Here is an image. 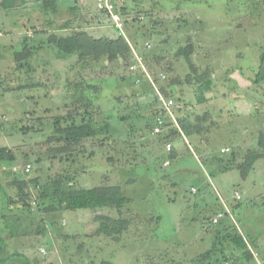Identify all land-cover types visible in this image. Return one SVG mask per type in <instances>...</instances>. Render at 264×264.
I'll list each match as a JSON object with an SVG mask.
<instances>
[{
    "label": "rangeland",
    "instance_id": "rangeland-1",
    "mask_svg": "<svg viewBox=\"0 0 264 264\" xmlns=\"http://www.w3.org/2000/svg\"><path fill=\"white\" fill-rule=\"evenodd\" d=\"M45 3L43 0H23L15 9L0 7L4 18L11 12L14 14V20L0 18L3 38L6 31L17 32L12 36L11 45L0 47V147L12 149L18 164H31L29 174L20 176L29 190L33 186L31 178L43 181L56 174L74 177L72 184L65 183L67 188L118 184L128 198L126 205L120 208L123 212L120 215L131 220L128 228L131 227L133 232L125 230L122 234L128 235V239L110 242L109 237L95 233L98 216L118 217L112 207H101V213L97 208L44 213H54L57 217L62 213L65 215L59 219L60 222L66 219L67 224L58 225V222L59 229L53 226L58 240L66 241L63 230L74 232L61 248V253L44 255L53 257L54 264H99L101 261H112L113 264H179L178 261L193 264L189 260L192 249L202 251L209 247L207 238L191 244L202 235L199 225L202 216H199L200 206L189 205L187 200L201 197L199 201L206 199L233 205L231 220L234 225L249 241L262 245L257 249L251 243L252 258L249 260L241 258L240 253L226 252L225 257H221V264L226 261L236 264L235 260L239 258L240 264H250L255 257L258 259L256 264H264V256L260 253L264 251V149L259 146L261 141L264 143V80L250 85L260 97L257 102L253 100L251 113L244 118L242 112L237 113L234 120L244 125L250 121L258 122V126H253L254 132L246 135V147L242 150L247 149V152L223 154L244 159L243 156L250 154L249 148H258L263 153L248 175L242 176L239 168L243 161L232 162L233 168L229 171L216 172L195 159L194 145H190L189 139V149L176 144L174 150L173 141L178 136L162 138L153 134L157 99L141 89L142 78L139 83L131 80L141 72L129 70L133 62V46L135 52L144 58L150 75L164 86L167 79L168 83L173 81L171 85L178 93L187 91L184 93L187 94L188 88L194 90L197 87L198 90V85L206 78L214 80L217 88H231L234 79L225 80L232 70H236L235 79H255L262 59L264 64V0H119L130 50L111 48L108 54L106 51L92 53L88 49L81 58L71 54L61 59L54 57V49L40 45L49 35L69 33L59 37L71 36L72 39L76 36L78 40H86L89 36L101 34L103 28L92 24L91 19H82L92 18L94 11L88 6L81 5L82 12L76 10V15L60 7L54 17L50 11L53 7L51 0H45ZM34 11L36 23L27 22L26 18L31 19ZM80 15L83 17H78ZM70 16V22H63ZM21 18L23 22H19ZM107 22L106 25L110 23ZM29 31L33 36L27 35ZM39 36L43 40L38 41ZM32 37L36 40H29ZM145 42H149L150 47ZM188 44L192 50L187 58L181 49ZM22 45H25V51ZM159 73L166 75L165 81L158 78ZM86 82L94 85L92 92L97 96L94 104L90 103L89 93H84L89 90ZM74 86L77 88L73 89ZM224 91L219 93V101H224L229 109L240 111L242 95L231 96L229 92V96L223 97ZM192 104H186L183 110L187 117H190L188 113ZM199 108V114L190 113L192 121L201 126L202 117L217 108L210 104ZM77 109L93 111V126L97 131L80 144L66 146L64 140L56 138L54 121L57 116ZM76 120L79 122L80 119ZM213 120L217 121V117ZM215 121L203 123L200 130V138L209 139L213 153L220 144L233 145L231 137H235L229 129L233 122L226 125V131V128L216 130ZM61 123L65 125L64 121ZM208 127L214 130L208 133ZM167 143L170 144L168 151ZM167 159L170 164L163 165V160ZM0 172L3 185V189L0 188L3 197H0V232L10 229L13 217L18 215L23 225L19 228V235L30 243L28 246L35 245L38 233H41L38 226V231L35 229L40 212L21 207L16 201L5 202L3 192L13 199L18 188L10 183L12 178L8 171ZM192 187L196 189L195 193L191 192ZM236 189H239L240 199L235 198ZM138 216H141V222ZM134 233L140 238L136 239ZM17 250L23 251L22 246Z\"/></svg>",
    "mask_w": 264,
    "mask_h": 264
},
{
    "label": "crops",
    "instance_id": "crops-1",
    "mask_svg": "<svg viewBox=\"0 0 264 264\" xmlns=\"http://www.w3.org/2000/svg\"><path fill=\"white\" fill-rule=\"evenodd\" d=\"M21 1H23V0H0V7L3 8V6H6L9 10L15 9L21 3ZM56 5H57V11H55V12L51 11L54 17H56L58 15V13H59L58 8H60V7L67 8L69 13L70 12L75 13L76 10L77 11L79 10L80 12H82V6H88L90 9H93L94 12H93L92 18L84 17L82 19L83 20L84 19L85 20L91 19L92 24H97L99 27L103 28L102 29L103 32L99 35L90 36L91 38H94V39L102 38L103 39V38L109 36L110 38H107V39H111V38H115L119 35L117 30L110 23H109L110 25L109 24H107L108 26L106 25V23H108L107 21H109L108 17L106 16L105 13L97 11L95 4H94V0H56ZM33 8H35V7L33 6ZM35 15H36V13L34 11L31 15V19L26 18L27 22L32 21V23H36V20H37L36 16L37 15L36 16ZM75 15H76V13H75ZM78 17H83V15H80ZM0 18L2 20L10 19V18L12 20H14V14H13V12H11V13L7 14V16L5 18L3 16V14H0ZM52 19H54V18H52ZM60 19L61 18H59V20ZM69 19L72 20V17L70 16L68 18H65V20L63 22H66V21L70 22ZM19 22H23V18H21V20ZM65 30H68V29L65 28ZM13 31L12 30L6 31V35H5L6 37H4V38H3V34H1V31H0V47H3V46L8 47L9 45H11L12 36H14L15 32H16L15 30H13ZM30 33H31L30 31L27 32V35L28 36L31 35ZM68 34L69 33H66L65 35H68ZM103 34H105V36H103ZM56 35L65 36V35H60V33H57ZM31 36H33V35H31ZM123 37H125V39L127 40L126 35H124ZM29 40L34 41V40H36V38L32 37ZM40 40H43L41 36L38 37V41H40ZM43 41H41V42H43V44H40V45H42L44 47L52 48L55 51V47L53 44L52 45H51V43L49 44L47 42V39L43 40ZM22 46H24V45H22ZM11 48H13V47L11 46ZM74 54H72V55H74ZM56 55H57V53L55 52V55H54L55 58H56ZM61 58H64V57H60V59ZM230 69H229V72L231 71ZM235 72H236V70H232L229 73V76L225 80V82L228 80H233V79L236 80V81L233 80V85L231 88H224V89L219 88V87L217 88V87H215L217 85H214V80H211L212 86L204 92L205 101L202 103L197 102V97L199 95L197 87L194 88V90H192L191 88H188L187 94H184L187 91H183V93H181V92L178 93L177 88H175L174 86H173V89L168 88V91H170V90L173 91L172 93H174V94L172 96H175L176 99L180 98V100L177 99L178 101L176 102V107L174 109V113H175L176 117H180L183 115L186 116L185 111H183V110H185L186 104H192L195 101V103L197 104L196 108L194 107V104H195L194 103V104H192L193 106H191L189 109H190V112H194L196 114H199V111H200L199 106H201V105L204 106V105L210 104V105H213L215 108H217L216 110L213 109L212 112H210V110H209L208 111L209 115H207V117H205V118L202 117V120L204 119L203 123H206L207 121L213 122V121H215L213 119H215V117H217V121H215V125L217 122L216 130L217 129L223 130L226 128L227 124H231L232 122L234 123L233 127H229V129L231 131H233L232 134L235 135V137L230 136L232 141L234 142V144L233 145H228V144H222L221 145L220 144L219 147L217 148L216 152H214V153H213L212 149L209 147V144H208L209 139L208 138H204V139L200 138V134H201L200 130L203 129V123L201 124L202 128H201L200 124L199 125L197 124V127L199 128V130H197L193 133H190L186 136L183 135V133H181V136L180 137L178 136V138H176L173 141L174 150H175L176 144L180 145L181 147L186 146L188 149H189L190 145H192V146L194 145V149H195L196 153L199 154L197 156L195 151H193L192 148H190L193 152L195 159L202 166H208V167L214 168L216 172L227 171V170L229 171V169L233 168L232 162H234V161H237V162L245 161L240 156H236L234 158L232 155L231 156H229V155L225 156L223 154L228 153L230 151H231V153L232 152L236 153L238 151L242 153L243 151H246L247 149L242 150V148L246 147V145L244 144V142L247 139L246 135L254 132V129H253L254 124H256L258 126V122L256 120L254 122L250 121L246 125L238 124L234 121L237 119V117H236L237 113L239 114L240 112H242V117L249 115L252 111V106H253L254 101L257 102L260 98L258 93H256L255 90L252 88V86H250L251 83L255 82L257 84L259 81L255 80L256 78L250 79V77H249V79L244 78L242 80L241 79H235V78H233V75L235 74ZM224 83H223V85H224ZM213 90H216L217 92H215ZM223 90L226 91V92L224 91L223 97L229 96L228 95L229 92L232 94L231 96H235V95H239V94L242 95V100H241L242 105H239V106H241L240 111L235 110V109H229L226 105H224V101H219V98H220L219 93L222 92ZM193 91H194V93H193ZM180 94H183V95H180ZM237 98H239V97H237ZM151 108L153 109L152 105H151ZM158 108L159 107L155 105V111ZM190 112L188 113V115H190V117H188V118L190 120H192V116H191ZM228 112H230V115H227ZM224 115H227V119H224ZM238 116H239V118L242 119V117L240 115H238ZM204 126L206 128V125H204ZM208 129H209V131H207L208 133H210L212 130H214L213 127H210V128L208 127ZM241 130H243V131H241ZM226 131H228L227 128H226ZM236 133H239V134L236 135ZM187 139H189V142L191 143L190 145L187 144L188 143ZM247 146H249V145H247ZM224 147H228V148H230V150L228 152H219V150L221 151V149ZM249 147H252V146H249ZM171 148H172V146H171ZM254 150H258V148H254V149L249 148L248 149V151H254ZM218 153H220L222 155V158H224V160H225V162L223 164L229 163L228 167H225V168L220 167L219 168L217 166H220L222 164L218 163L219 162L218 160L215 161L214 163H212L211 161H208V160L206 162H202V160L200 158L201 156H211V155L214 156V154L216 155ZM244 157L245 156H243V158ZM260 158H262V157H260ZM165 161L163 160V165L170 164V162H168V164H165L164 163ZM167 161H169V160L167 159ZM254 162H253V165H254ZM253 165H252L251 169L253 168ZM234 167L239 168V165H237V166L235 165ZM249 171H248V173H249ZM0 173H2V172H0ZM248 173L246 175H248ZM1 180L2 179L0 178V188L2 190L3 185H2ZM171 183L174 184V181H171ZM69 184H72V181L69 182ZM117 186H119V185L117 184ZM119 188H120V186H119ZM1 190H0V192H1ZM238 190L239 189H236L234 191V194L238 193ZM120 191L122 192L121 189H120ZM195 191H196V189L192 187L191 192L195 193ZM2 198L3 197H1V199ZM235 198H236V196H235ZM172 199L173 198H169V200H172ZM200 199H201V197L199 199H193V201L190 199L187 200V202L190 203L189 205H192L194 207L200 206L199 207V209H200L199 216H202V219H200L201 221L199 223L202 235H201V237H198V239L194 240L193 242H191V241H189V242H191V244H193V243L197 244L199 241L203 240L204 238H207L206 240L208 241V244H209L207 246H209V247L206 248L205 250H202V251L199 249H198V251H193V249H192L191 254L189 256V260L191 263L201 264V262L204 261L203 262L204 264H209V263L212 264V262L214 261V264H221V257L222 258L225 257L226 252L240 253V255L242 256L241 258H243L244 260H246V259L249 260L252 258V253H251L252 248L250 247L251 243H252L253 248H257V249L262 248V245L260 246L258 243H253V241H251V240L249 241L247 239V237L242 233V231H240L238 229V227H236L234 225V220H231L233 218L232 217L233 216L232 211L234 210L233 205H229L228 203H225L223 201H222V204H218L216 202L207 201L205 198H204L205 200L199 201ZM236 199H240V198H236ZM114 209L119 214V211L121 209H119V210H117L116 208H114ZM75 210H77V209H75ZM97 210L99 213H101L100 208H97ZM62 211H66V210H62ZM107 211H109V214L111 213V210L108 209ZM218 212H224V216L221 217L218 222L213 223L211 221V219ZM77 213L75 215H77ZM62 216H65V215L62 213L60 215V217H62ZM50 217H52V219ZM60 217H57L54 213L53 214H46V215L44 213H42V214L40 213V216H38V218L40 220L36 222V224H35L36 228H35V226H34V228L37 230V226H38L39 231L41 233H38V238H37V241L35 242V245L31 244L30 246H28L30 243L27 244L26 243L27 240L23 239L22 236L19 235V233H20L19 228L21 226H23L22 224H20L21 221L19 219V216L18 215L14 216L13 217L14 219L11 221V225H10L12 227V229L10 227V229L8 228V229H5L4 231L0 232V235L1 234L3 235V236H0V238H1L0 239V261H2L3 264H26V262H27L26 259H27L29 261V264H54L55 262L53 260V257H46L45 253H47V254H54L55 252L61 253L63 251V250H61V248L66 245V242H68L69 237L72 236L70 234H74V232H71L68 230H63L65 235H67L66 241L58 240V237L56 236V229L53 226L56 225L59 229L60 227L58 225H62V222H63V224L64 223L67 224L66 219H62L60 222V219H59ZM138 217L140 220L139 222H141V219H140L141 216H138ZM17 219H19V220H17ZM58 222H59V224H58ZM130 224H128L127 227L123 231L129 230V231L133 232V230H131V227L128 228ZM236 229L239 230V233L242 236V240L245 244L244 248H241L237 245V241H239V240H237L235 238V234L237 232ZM68 233H69V236H68ZM122 233L117 235L116 239H112L111 237H109L108 242H110L112 240L118 241L120 238H122L123 240H126L129 238V237H127L128 235H125ZM129 236H131V233ZM134 236L136 237V239L140 238L139 237L140 235H136L135 233H134ZM141 236H143V234ZM124 242H126V241H124ZM20 246H22L23 251L17 250V249H19ZM13 247H14V249L16 248L15 251L12 250ZM40 248H45L46 252H44V253L40 252L39 251ZM260 251H262V250H260ZM21 252H23V255H21ZM24 252H26V253L24 254ZM263 252L264 251H262L260 253H261V255L264 256ZM17 253H19V255H17ZM13 254H15V255H13ZM241 258L235 260L236 264H240L239 260ZM110 262H112V261H110ZM178 262H179V264L181 263L180 261H178ZM226 262H228V261H226ZM256 262H258V259L255 257V260L250 262V264H256ZM0 264H2V263H0ZM223 264H225V262Z\"/></svg>",
    "mask_w": 264,
    "mask_h": 264
},
{
    "label": "trees",
    "instance_id": "trees-1",
    "mask_svg": "<svg viewBox=\"0 0 264 264\" xmlns=\"http://www.w3.org/2000/svg\"><path fill=\"white\" fill-rule=\"evenodd\" d=\"M53 7L50 11H55L57 9L56 6V0H51ZM43 3H45V0H43ZM45 7L48 5L45 3ZM51 5V6H52ZM124 11L125 8H122ZM56 35V34H54ZM55 37V38H54ZM77 37H73L71 39V36L69 38H62L58 36L49 35L47 37V42L51 45L53 44L55 47V52L57 53L56 58L68 56L71 54H76L80 58L82 55L88 51L92 53H101L103 51H106V53L109 54V50L111 48H118V49H125L130 50L129 48V42L125 40V38L122 35H118L115 38L107 39V38H100V39H94L90 36L86 40H78ZM128 40V39H127ZM26 42V41H25ZM79 48L81 50H79ZM91 49V50H90ZM192 46L188 44L184 48L181 49V52H184L186 57L188 58V54L191 53ZM23 51H25V45L23 46ZM22 51V52H23ZM199 75V74H198ZM136 78L132 76L131 80L134 82L139 83L141 78L142 81L140 83L141 89L146 92V94L151 93L156 99L157 96L155 95L154 88L150 84V82L142 75L136 74ZM202 76H199L201 78ZM167 78V77H166ZM166 78L163 80L165 81ZM264 80V64L263 59L261 60L260 65V71L258 76L255 80L260 81ZM79 82V81H78ZM161 85V81H157ZM173 81H169L168 79L166 81V86L161 85V88L163 90V93L166 96H172L174 93L173 91L169 89H173L174 85H171ZM87 85H89V90L84 91V93H89L91 100L90 103L94 104V99L97 96H94V92H92V87L94 86L92 82H86ZM168 84V85H167ZM74 85V84H73ZM211 80L209 78H206L198 85V97L197 102L202 103L205 101L204 92L210 88ZM76 86L73 87L75 89ZM77 88V87H76ZM180 100V98H177ZM72 102V99H71ZM155 111V110H154ZM162 111L160 108H158L155 111L154 120L155 117L158 116ZM93 111H88L87 109L83 110L82 112L78 109L76 112H69L66 115L63 116H57L55 119V131L57 133V140L61 139L65 141L66 146H74L77 144H80V142L84 138L92 137L96 133L97 130H95L93 124L94 119L92 116ZM165 113V112H164ZM162 112V114L165 116ZM79 118L78 120H76ZM62 121L65 122V125L62 126ZM177 123L178 128L170 126L164 129L162 132L156 134L160 135L162 138H169L170 136H181V133L183 135H188L190 133L195 132L196 130H199L197 127V124L194 123L192 120H190L186 116H180L177 117ZM154 125V123H153ZM153 129V126H152ZM152 131V130H151ZM259 146L264 149V143L262 141L259 143ZM66 148L63 150L65 151ZM168 151V150H167ZM231 153V152H230ZM261 154L263 153L258 149L254 151H250V154L246 155L244 157L243 161L244 163L241 164L240 167L242 176H245L248 171L251 169L253 162L261 157ZM202 162L211 161L214 163L215 161H219L218 163H221L222 165L217 166L221 168H225L229 166V163H225L224 158H222V155L220 153L214 155V156H201L200 157ZM17 162L16 154L12 149H9L7 147H0V165L6 164V165H13ZM211 164V163H210ZM212 165V164H211ZM215 166V165H214ZM6 172V171H5ZM8 173L11 175L12 180H10V183L14 184L18 188V192L16 194V198H11L10 195L3 192V196L5 198V202L10 204L12 201H16L21 207L37 210L40 213H50V212H56L61 210H75V209H94V208H101V207H112L119 210L122 206H124L128 198L123 195V193L120 191L119 186L117 185H103V186H95V187H89V188H67L65 186V183L71 182L74 177H66L62 174H56L54 177H46L43 179V181H40L37 177H33L30 179L31 182H33V186L31 187V190H29V186L21 180L22 176L21 174L13 173L12 171H8ZM20 177V178H19ZM27 178V177H26ZM120 214H123L121 210L119 211L118 217H112L109 215H100L98 216L99 219V225L96 228L95 233L103 234V237H111L112 239H116L117 235L121 234L123 230L127 227L128 224H130L131 220L124 218ZM219 221V220H218ZM235 238L239 241H237V245L241 248L245 247V244L242 240L241 234L236 232ZM19 255V253H17ZM26 259V258H25ZM26 264H29V261L26 259ZM97 264V263H95ZM99 264H113L110 261H101Z\"/></svg>",
    "mask_w": 264,
    "mask_h": 264
},
{
    "label": "built area",
    "instance_id": "built-area-1",
    "mask_svg": "<svg viewBox=\"0 0 264 264\" xmlns=\"http://www.w3.org/2000/svg\"><path fill=\"white\" fill-rule=\"evenodd\" d=\"M119 0H94L95 7L98 11L103 12L108 17V20L110 24L118 31V33L122 36L125 35L124 33V18L122 15V12L119 9ZM121 1V0H120ZM145 45L147 47H150L149 42H145ZM131 46V45H130ZM131 50L133 53V62L129 65V70L131 72L139 71L140 74L144 76L152 85L155 91V95L157 96V103L158 107L162 110L160 111L159 115L155 117L154 125L152 129L153 134H158L162 132L167 127L173 126L178 128L177 123V117L174 113V109L176 107L175 99L172 96H166L163 93V90L161 88V85L150 75V72H148L146 65L144 64V58L141 55H138L135 50L133 49V46H131ZM158 78L160 80H164L166 78V75L164 73H159ZM162 112L165 114V116L162 114ZM170 149V144H166V150ZM230 148L224 147L221 149V152H228ZM169 161H165V164H168ZM12 171L16 174H21L22 176L28 175L31 171V164L26 162L23 164L15 163L13 165H6L1 164L0 165V171ZM236 198H240L238 193H235ZM224 216V212H218L215 214V216L211 219L213 223L218 222V220ZM40 251L42 253L45 252L43 248H40ZM225 264H228V262H225Z\"/></svg>",
    "mask_w": 264,
    "mask_h": 264
}]
</instances>
